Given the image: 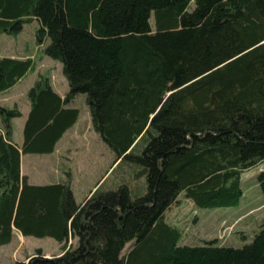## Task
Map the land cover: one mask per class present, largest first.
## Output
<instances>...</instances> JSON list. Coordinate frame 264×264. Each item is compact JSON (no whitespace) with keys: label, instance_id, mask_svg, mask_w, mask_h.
Here are the masks:
<instances>
[{"label":"trees","instance_id":"trees-1","mask_svg":"<svg viewBox=\"0 0 264 264\" xmlns=\"http://www.w3.org/2000/svg\"><path fill=\"white\" fill-rule=\"evenodd\" d=\"M34 19L69 89L35 81L21 145L11 119L22 112L0 104V246L16 228L53 237L63 253L12 264H264V224L236 247L183 242L166 216L180 195L196 208L238 205L244 171L264 161V0H0V32ZM32 67L0 56V93ZM82 93L93 129L129 170L77 202L69 180L30 183L21 156L56 149ZM256 179L264 194V170Z\"/></svg>","mask_w":264,"mask_h":264},{"label":"rangeland","instance_id":"rangeland-1","mask_svg":"<svg viewBox=\"0 0 264 264\" xmlns=\"http://www.w3.org/2000/svg\"><path fill=\"white\" fill-rule=\"evenodd\" d=\"M39 27V21L34 19L24 23L19 32H0V56L30 57L33 60V67L23 76L24 78H21L11 91L0 96V102L8 104V107L21 106L25 109L29 103L25 97L28 96V89L39 78L48 77L51 81L55 77L56 82L62 81L66 85L68 83L62 71V63L48 57L44 52V46L38 43L35 32ZM85 98L86 95L83 93L78 94L76 98L80 119L76 128L72 129L76 130L75 134L72 130L69 131L60 142L58 152L56 154L54 152L52 156L25 154L23 167L36 183L54 179L53 176L59 177L60 174L62 180L70 181L77 202L83 201L87 195L90 196L100 184L102 176L105 177L101 181L104 182L102 189L116 187L125 180L129 170L128 165L118 166L119 159L115 162L111 147L93 129ZM22 121L20 117L11 119V139L15 143H21L23 140ZM3 128L1 123L0 132L5 134ZM50 168L51 170L57 168L59 174L53 173ZM260 170H264V161L244 171L242 175L244 196L238 205L196 208L191 200L180 195L178 201L167 211V220L181 227L183 242L213 241L236 247L243 246L251 241L254 231L264 224V194L256 179ZM142 179L138 177L136 182H141ZM14 232L11 242L0 246V264H12L16 260L28 263L29 258L38 250L46 257L59 256L63 253V243L53 237L24 235L17 229ZM78 239L79 236H70L68 245L75 247ZM131 244L132 242L126 244L123 254L127 253Z\"/></svg>","mask_w":264,"mask_h":264},{"label":"crops","instance_id":"crops-1","mask_svg":"<svg viewBox=\"0 0 264 264\" xmlns=\"http://www.w3.org/2000/svg\"><path fill=\"white\" fill-rule=\"evenodd\" d=\"M49 57V56H48ZM22 78H24V77H22ZM19 82V81H18ZM17 84V83H16ZM16 84H14L12 87H10L9 89H7V90H5V91H3V92H1L0 93V96L1 95H3L4 93H7V92H9V91H11L12 90V88L16 85ZM51 84H52V87H53V89L56 91V92H58L59 94H61L62 96H64L66 93H67V91H68V89H69V86H68V83H67V85L65 84V83H63L62 81H58V82H56V78L54 77V78H52V80H51ZM30 88V87H29ZM29 90V89H28ZM27 99H28V101H29V103H28V105L26 106V108L25 109H23L21 106H19V109H20V111L22 112V115L21 116H18V117H15V118H22L23 119V121H22V123H23V126H24V123H25V120H26V118H27V116H28V113H29V110H30V106H31V102H30V99H29V97L26 95L25 96ZM74 101H76L75 99H74ZM72 102V103H70L71 104V106H73V107H77V105H76V103L75 102ZM0 104H2V105H5V106H9L8 104H6V103H1L0 102ZM79 119H80V117H79ZM79 119H78V121L70 128V129H68L64 134H63V136L61 137V139L57 142V144H56V149L53 151V152H51V153H43V154H40V155H47V156H52L51 154H53L54 152H55V154L58 152V148H59V144H60V142L63 140V138H64V136L69 132V131H71L72 129H74V128H76L75 126L77 125V123L79 122ZM0 124H1V118H0ZM13 124V123H12ZM73 132L72 133H74L75 134V132H76V130H72ZM71 137H73V136H71ZM75 138L77 139L78 137H76L75 136ZM75 138H74V140H75ZM22 142H23V140L21 141V143H17L18 145H21L22 144ZM25 154H33V153H25ZM24 153L22 154V156H21V173H22V175H26L27 176V178H28V181L30 182V183H32V184H49V183H55V182H59V181H63L62 179H61V176H60V174H59V172H57V168L56 169H54V170H51V166L53 165L52 163H51V165H50V170L53 172V173H58L59 174V177H55V176H53L54 177V179H50V180H48V179H46L47 181H43L42 183H36V181H34V178H31V175L29 174V173H27V172H25L24 171V169H23V167H24V161H25V158H24V155H25ZM63 157H68V156H64L63 155ZM70 158V157H69ZM44 163V162H43ZM56 179V180H55ZM96 185V184H95ZM91 191V190H90ZM16 229V228H15ZM17 231H19L18 229H17ZM14 234H15V232H14Z\"/></svg>","mask_w":264,"mask_h":264},{"label":"bare ground","instance_id":"bare-ground-1","mask_svg":"<svg viewBox=\"0 0 264 264\" xmlns=\"http://www.w3.org/2000/svg\"><path fill=\"white\" fill-rule=\"evenodd\" d=\"M116 162V161H115Z\"/></svg>","mask_w":264,"mask_h":264}]
</instances>
